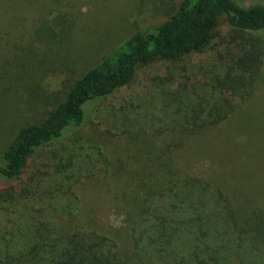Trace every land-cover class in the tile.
I'll return each instance as SVG.
<instances>
[{"label": "trees", "instance_id": "trees-1", "mask_svg": "<svg viewBox=\"0 0 264 264\" xmlns=\"http://www.w3.org/2000/svg\"><path fill=\"white\" fill-rule=\"evenodd\" d=\"M72 4L0 0V264H264V102L243 118L264 96V1L180 0L95 60L71 43ZM220 26L232 48L184 64ZM40 154L49 169L26 175Z\"/></svg>", "mask_w": 264, "mask_h": 264}, {"label": "rangeland", "instance_id": "rangeland-1", "mask_svg": "<svg viewBox=\"0 0 264 264\" xmlns=\"http://www.w3.org/2000/svg\"><path fill=\"white\" fill-rule=\"evenodd\" d=\"M72 1V7L70 11L77 16L76 25L73 31L71 43L76 46L75 50L81 53V55L90 60H95L98 54L103 53L107 47L115 44L121 37L130 33L134 29H139L145 24H157L161 22L166 15L174 8H176L180 0H70ZM264 1V0H259ZM245 5H249L252 0H242ZM75 7V8H73ZM228 28L224 26L218 27L216 37L212 40L210 47L206 48L202 53H194L186 56L183 60L184 64H197L199 66H205L211 58H216L223 49L228 50L232 48L234 43H228ZM263 48H264V37ZM237 40V39H236ZM56 51L61 54L66 50L60 46L56 48ZM75 51V52H76ZM65 54V53H64ZM60 62V63H59ZM49 68V79L53 74L66 76L64 72L63 64L61 61L55 62ZM78 64V63H77ZM79 65V64H78ZM55 66L54 68H52ZM172 75H176L175 65H167ZM166 66V67H167ZM76 67V65L74 66ZM165 67V66H164ZM163 66L151 65L149 68H143L138 70L134 76L133 83L145 85L148 84V78L152 76L158 70H162ZM189 69V67H187ZM61 70L59 72L57 70ZM200 70V71H199ZM197 77L203 71L202 68H198ZM203 76V75H202ZM264 102V96L255 101V104H251L247 109V114H260L259 109L262 112V106L259 104ZM253 105V106H252ZM252 114V115H253ZM252 115H244L243 118L246 121H251ZM3 128L0 129V139L5 135ZM115 145H119L118 142H110L109 147L115 148ZM263 149L262 145L260 146ZM48 152V151H47ZM46 152V154H47ZM256 156L259 161L264 164V151L256 152ZM45 158L43 154L37 155L32 159L26 168V175L36 176L45 173L49 168L44 165ZM118 184L117 181L112 182ZM77 194L82 203V208L86 212L98 211L97 217H101L100 220L103 224H107L111 228L115 229L121 225V219L123 215L117 213L114 208L106 206V202L103 201L101 193H97L96 189L91 187L81 186L76 189Z\"/></svg>", "mask_w": 264, "mask_h": 264}]
</instances>
